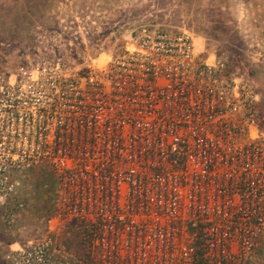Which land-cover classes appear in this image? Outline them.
<instances>
[{
    "label": "built area",
    "instance_id": "obj_1",
    "mask_svg": "<svg viewBox=\"0 0 264 264\" xmlns=\"http://www.w3.org/2000/svg\"><path fill=\"white\" fill-rule=\"evenodd\" d=\"M52 87L57 116L41 127L39 144L54 212L92 237L96 264L256 263L264 128L223 61L200 64L189 36L152 29L103 73L60 77ZM7 94L0 146L9 142L15 160L16 104ZM4 186L0 169V195ZM54 253L49 234L14 264H55Z\"/></svg>",
    "mask_w": 264,
    "mask_h": 264
},
{
    "label": "rangeland",
    "instance_id": "obj_2",
    "mask_svg": "<svg viewBox=\"0 0 264 264\" xmlns=\"http://www.w3.org/2000/svg\"><path fill=\"white\" fill-rule=\"evenodd\" d=\"M152 29L189 36L200 64L223 61L264 128V0H0V92L15 101L17 115L15 160L9 142L0 146V264H11L10 246L42 240L55 218L50 164L39 144L41 127L57 116L53 80L103 73ZM55 243V264H96L92 237L75 226ZM256 264H264V250Z\"/></svg>",
    "mask_w": 264,
    "mask_h": 264
},
{
    "label": "crops",
    "instance_id": "obj_3",
    "mask_svg": "<svg viewBox=\"0 0 264 264\" xmlns=\"http://www.w3.org/2000/svg\"><path fill=\"white\" fill-rule=\"evenodd\" d=\"M67 225H69V224L64 221L63 217L56 214V212H55V218H54V220L51 221V225L49 226L48 232L46 233L45 236L51 234L53 239L56 242V240H58V238L60 236H62L64 228ZM36 242L37 241L29 242V244H27L26 246H21L19 244H14V245L10 246V251H9L8 255L6 256V258L9 259L11 264H14L15 258L17 256L18 252H20V251L24 250L25 248L35 244Z\"/></svg>",
    "mask_w": 264,
    "mask_h": 264
}]
</instances>
